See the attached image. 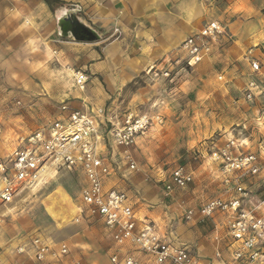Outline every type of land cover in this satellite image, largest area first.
<instances>
[{"label": "rangeland", "instance_id": "rangeland-1", "mask_svg": "<svg viewBox=\"0 0 264 264\" xmlns=\"http://www.w3.org/2000/svg\"><path fill=\"white\" fill-rule=\"evenodd\" d=\"M26 2L24 17L8 20L1 29L9 27L0 52V157L13 148L18 136L29 135L54 121L63 104L84 108L98 115L103 124L109 123L107 119L117 122L131 112L160 114L163 122H154L129 149L135 169L126 163L123 149L109 146L113 173L106 186L129 192L141 216L156 221L162 234L185 243L194 252L211 255L217 245L215 235L227 237L224 218L216 215L193 224L183 213L187 207H198L223 195L221 173L209 160L212 142L221 144L231 139L245 152L259 153L260 145L264 147V53H260L259 72L243 71L237 86L218 77L199 79L200 84L193 80L171 83L148 73V65L118 93L104 99L96 89L101 88V82L92 84L87 63H69L58 49L61 43L50 39L51 19H57L71 5L53 4L50 10L36 5L33 19ZM14 31L19 32L18 37L12 34ZM51 44H56L55 48ZM225 46L228 44L221 48ZM254 48L258 45L250 49ZM192 70L185 73L192 74ZM79 71L88 77L85 89L75 82ZM254 78L257 87L248 98V83ZM183 164L194 172V182L166 196L165 181ZM263 175L264 170L258 176L245 177L251 195L264 198ZM83 184L82 173L57 170L38 189L24 192L13 203L0 204V264H20L17 248L37 235L52 246L67 243L70 247L68 255L49 258L44 264H111V241L102 221L77 211Z\"/></svg>", "mask_w": 264, "mask_h": 264}, {"label": "built area", "instance_id": "built-area-1", "mask_svg": "<svg viewBox=\"0 0 264 264\" xmlns=\"http://www.w3.org/2000/svg\"><path fill=\"white\" fill-rule=\"evenodd\" d=\"M233 40L225 23L209 21L181 43L174 58L166 57L150 66L148 73L176 83L182 71L194 68L217 46ZM250 63L252 72H259V61L254 59ZM87 80L82 71L75 74L80 89H85ZM256 87L255 78L251 79L248 98L253 97ZM97 116L86 109L63 104L54 121L29 135L18 136L13 148L0 158V204L13 203L24 192L38 189L45 184L49 172H79L84 184L77 211L81 216L102 221L111 241V264H264V198L251 195L245 183V177L258 176L264 170L263 145L258 153L243 151V146L231 139L221 144L212 142L209 160L221 173L223 195L198 207L185 208L183 216L187 222L199 224L221 215L227 237L215 235L217 245L213 254L202 257L185 243L162 234L156 221L141 217L129 192L106 187L113 173L109 146L123 149V158L135 169L129 149L154 122L162 123L163 117L131 112L117 122L107 119L109 123L103 124ZM193 182L194 172L188 165H179L165 181L164 193L172 196ZM69 252L67 243L52 246L40 235L17 248V254L22 256L20 264H44L49 258Z\"/></svg>", "mask_w": 264, "mask_h": 264}, {"label": "crops", "instance_id": "crops-1", "mask_svg": "<svg viewBox=\"0 0 264 264\" xmlns=\"http://www.w3.org/2000/svg\"><path fill=\"white\" fill-rule=\"evenodd\" d=\"M61 2L65 7L78 5L81 9L78 15L98 31L101 39L94 43H85L69 41L67 39L71 37L60 34L63 37L61 38L57 34L60 33L57 28L58 20L54 17L50 18L52 21L50 39L61 43L58 49L68 58L69 63H87L92 84L97 86L98 82H101V88L97 86L96 89L104 99L118 93L146 66L158 64L166 57L174 58L181 43L212 20L224 22L233 37L237 38L224 48L217 46L211 55L204 58L197 67L192 68V74L182 71L176 84L188 83L190 80L200 84L199 79L216 80L218 77V80L225 78L230 86H237L241 83V74L245 73L243 71H252L251 60L255 59L261 65L260 53H264V0H61ZM24 3L25 0H0V52L3 50L2 38L8 35L9 27L2 31L1 29L8 20H19L24 17L25 13L22 12ZM26 3L29 5L27 11L28 9L32 11L33 19H36V5L43 10L51 9L45 0H38L37 3L36 0H27ZM10 4L13 5L11 18ZM43 15L46 17L47 13L44 12ZM12 34L19 36V32L14 31ZM53 35L57 36L52 38ZM255 45H258V48L250 49ZM55 46L56 44H51L50 47ZM250 51L252 53L248 54ZM139 215L141 216L140 212ZM199 254L202 257L212 255L202 252Z\"/></svg>", "mask_w": 264, "mask_h": 264}, {"label": "water", "instance_id": "water-1", "mask_svg": "<svg viewBox=\"0 0 264 264\" xmlns=\"http://www.w3.org/2000/svg\"><path fill=\"white\" fill-rule=\"evenodd\" d=\"M78 7L67 9L57 18L58 29L64 37H71L77 42L94 43L101 39L99 33L94 28L90 27L78 15Z\"/></svg>", "mask_w": 264, "mask_h": 264}, {"label": "trees", "instance_id": "trees-1", "mask_svg": "<svg viewBox=\"0 0 264 264\" xmlns=\"http://www.w3.org/2000/svg\"><path fill=\"white\" fill-rule=\"evenodd\" d=\"M51 7L53 6V4H62L61 0H45ZM75 7H78L80 10V7L78 5H76Z\"/></svg>", "mask_w": 264, "mask_h": 264}, {"label": "bare ground", "instance_id": "bare-ground-1", "mask_svg": "<svg viewBox=\"0 0 264 264\" xmlns=\"http://www.w3.org/2000/svg\"><path fill=\"white\" fill-rule=\"evenodd\" d=\"M50 173H52V172H49L48 174H50Z\"/></svg>", "mask_w": 264, "mask_h": 264}]
</instances>
